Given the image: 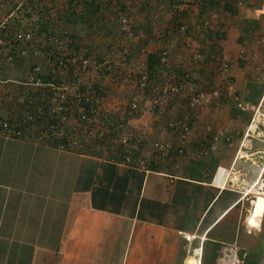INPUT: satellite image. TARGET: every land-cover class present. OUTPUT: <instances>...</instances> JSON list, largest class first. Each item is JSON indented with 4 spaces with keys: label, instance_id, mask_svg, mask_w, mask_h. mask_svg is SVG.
Masks as SVG:
<instances>
[{
    "label": "crops",
    "instance_id": "0c3cea01",
    "mask_svg": "<svg viewBox=\"0 0 264 264\" xmlns=\"http://www.w3.org/2000/svg\"><path fill=\"white\" fill-rule=\"evenodd\" d=\"M12 15L0 16L1 23L12 20ZM81 15L94 16L87 11ZM11 33L0 28V43ZM9 52V45L0 44V54ZM15 98L12 102L1 98V117L15 113L22 102ZM154 112H123L118 125L140 143L148 171L125 164L109 151L61 149L49 145L45 137L18 138L0 130V264H190L195 260L199 245L189 255L188 236L204 234L205 241L244 201L224 214L240 192L232 183L221 190L212 185L214 171L224 168L229 179L233 169L241 179L245 173L238 171V152H260L263 147H255L254 141L264 144V139H256L248 128L238 147L224 156L223 132L193 125L182 155L170 153L154 160L153 142H175L165 127L175 115L159 120L161 113ZM225 193L237 197L225 201ZM235 232L230 235L233 239ZM214 239L220 242L218 236ZM200 248L202 258L203 244Z\"/></svg>",
    "mask_w": 264,
    "mask_h": 264
},
{
    "label": "rangeland",
    "instance_id": "374dc122",
    "mask_svg": "<svg viewBox=\"0 0 264 264\" xmlns=\"http://www.w3.org/2000/svg\"><path fill=\"white\" fill-rule=\"evenodd\" d=\"M87 1L74 0L70 5V0H34L31 3L0 0L3 4L0 16L5 18L13 13L12 20L5 23L7 32L14 34L20 27L29 30L36 21L41 22L50 30L48 34L65 35L71 39L69 52L75 54L76 60H89L88 71L80 77V84L88 88L97 84L103 94L100 109L92 122L80 124L70 119L64 127L66 135L75 143L72 145L74 149L116 154L118 145L112 143V133L119 131L133 136L130 130L118 128L120 114L139 110L155 113L157 108L146 99L153 90L168 80H176L186 70L192 75L196 89L207 94L216 91L217 97L211 98L207 105L197 107L189 105L186 95L167 98L158 109L161 113L159 120L172 114L190 126L221 130L220 152L224 156L238 147L252 124L263 132L256 139H264V119L258 117L264 114V0H99L100 5L93 17L81 15ZM245 20L252 21L253 32L250 34L245 33ZM140 24L143 29H150L155 38L143 47L137 42L140 34L129 36L132 28ZM180 27H184L185 32L181 33ZM34 38L39 44L37 50H41L42 38L36 35ZM163 51L168 52V63L153 74L151 91L143 99L136 90L135 78L146 70L148 53L161 54ZM193 52L200 53L198 61L192 60ZM3 58L4 55L0 54V102L1 98L12 102L14 96L22 100L18 87L26 75L12 64H6ZM222 60L229 63L234 93L227 90L224 76L216 71L217 63ZM233 94L238 101L233 100ZM133 98L137 99L136 110L130 107ZM238 103L245 111L237 107ZM254 146L263 147L259 153L264 152L261 142L254 141ZM251 152L253 155L258 153L254 149ZM240 162L238 171L243 169L245 173L241 179L252 183L261 167L249 161ZM236 197L224 194L225 201ZM253 201V195H248L242 205H238L219 227L209 233L204 241L203 264L261 262L264 257V215L259 219L252 218ZM234 230L237 235L233 239L230 235L234 237ZM217 236L221 244L218 250L208 243L216 241ZM191 240L189 255L199 245V236Z\"/></svg>",
    "mask_w": 264,
    "mask_h": 264
},
{
    "label": "built area",
    "instance_id": "2783aa9c",
    "mask_svg": "<svg viewBox=\"0 0 264 264\" xmlns=\"http://www.w3.org/2000/svg\"><path fill=\"white\" fill-rule=\"evenodd\" d=\"M25 2L27 0H24ZM7 22V20H6ZM207 25V22H206ZM0 28H5V21L0 23ZM36 28V27H35ZM180 32H185L184 27H180ZM35 33L30 28L26 30L22 27L17 29L13 35L11 41H1V45L4 43L9 45V48L13 49V53H16L18 57H24L27 52H31L33 56H41L44 61L37 63L32 69L30 74L27 75L28 85L34 88L48 89L49 93H45V103H47V112L49 115L57 116V122L52 126L54 133L61 136L64 131V127L70 119L75 120L80 124H89L97 116L100 109V98L96 97V93L92 88L82 86L80 84V77L84 76L89 68V60L81 58L76 60L75 54H71L67 49V45L71 44V39L65 35L50 34L43 39V45L41 50H37L34 38ZM44 46V47H43ZM14 47V48H13ZM54 57V61H52ZM192 60L198 61L201 58L199 52L192 53ZM13 55L10 52L4 56L3 61L6 64H12ZM169 55L167 51H163L160 55V61L162 65H167ZM42 65L49 68L51 73L56 77L54 82L43 84L38 74L42 70ZM230 66L226 60H222L217 63L216 71L224 76L225 85L228 91L234 93L233 82L229 75ZM151 81L146 73L141 72L135 78V87L139 93V96L145 98V94L151 91ZM101 89V88H100ZM48 95V96H47ZM186 95L187 101L191 107H197L200 105H207L210 99L217 97V92L212 91L209 94L198 90L193 84L192 75L189 71H184L183 74L176 80H168L164 85L153 90V93L146 99L153 108L159 109L167 98ZM233 100L238 101V98L233 94ZM27 107V106H26ZM132 110H136L138 107L137 99L133 98L130 105ZM237 107L242 111L245 108L241 103L237 104ZM28 108V107H27ZM37 111H41L38 109ZM166 129L175 136V142L167 141H155L151 145V151L153 159L156 160L159 157H167L170 153L176 155H182L187 147L188 139L191 133V126L184 120L175 118L169 120L166 125ZM2 129L9 130V125L6 121L2 123ZM12 136L21 137V132H13ZM112 143H117L118 147L123 151V162L127 165H133L141 170L148 171V160L140 155L139 142L132 140L125 134L115 132L112 133ZM70 137L66 138V145L58 146L61 149H73ZM96 146V148H98ZM228 175L224 168H216L212 177L211 184L218 189H223L229 182Z\"/></svg>",
    "mask_w": 264,
    "mask_h": 264
},
{
    "label": "trees",
    "instance_id": "16d2710c",
    "mask_svg": "<svg viewBox=\"0 0 264 264\" xmlns=\"http://www.w3.org/2000/svg\"><path fill=\"white\" fill-rule=\"evenodd\" d=\"M28 3L33 2L34 0H27ZM74 0H70V5ZM159 2L166 1V0H157ZM100 5L99 0H90V3L85 2L84 4V11H89L90 13L94 14L95 11L98 9V6ZM228 9L227 11L232 12L231 9L226 7ZM139 15H141L139 13ZM141 22V20H139ZM138 21V22H139ZM252 21L245 20L243 27L246 34H250L252 31L251 28ZM36 26V28H35ZM32 30L34 31L37 38H42V41L45 36H48L50 34L48 30V27L46 24L35 22L32 26ZM141 35L140 38H137V42L140 46H145L147 42L155 40V38L151 35L150 29H143L141 24L137 27L132 28L131 32L129 33L130 37H137L138 35ZM10 36H13V34L7 35L5 38V41H11L12 39ZM131 39V38H130ZM72 43V41H71ZM36 46L37 42H35ZM43 44V42H42ZM72 45H67V49L70 51L72 49ZM14 48V47H13ZM13 49L10 48V54L13 55V62L12 67L18 68L19 70H22V74L26 75L23 81L19 82V89L18 93L21 94V97L23 96L22 102L17 104V108L15 113L10 112L7 117H1L0 116V124L3 123V121H6L9 125L10 133L20 131L21 137H24L25 135H37L46 140V142L51 146H62L66 145V138L68 135H66V132H62L63 134L61 136H58L54 133L52 126L57 122V116L49 115L47 112V103H45V97L48 92V89H41V88H34L30 85H28L27 82V75L30 74L32 69L37 65V63H42L44 59L41 56H33L32 53L29 51L27 52V55L24 57H18L16 53H13ZM160 55L157 53H148L146 55V70L143 72L146 73L149 77V80L152 81L153 74L157 71V69L162 65L160 61ZM34 59H36L35 62ZM52 61H54V57H52ZM183 74V73H182ZM38 77L41 79V82L43 84H48L51 82L56 81L55 76L51 73L50 69L42 65V70L38 74ZM93 91L96 93L97 98H101L102 96V90L99 88V86L94 85L92 86ZM46 93V94H45ZM48 96V95H47ZM19 97L15 98V101L17 102V99ZM28 108H27V107ZM38 109H41V111H37ZM180 119V118H179ZM0 130H2V125H0ZM116 155H120V159H123V151L121 147H117L116 149ZM208 243H211L214 248L217 250L221 247V244L217 241H208ZM205 257V242L203 243V252H202V260L201 263H205V260L203 259Z\"/></svg>",
    "mask_w": 264,
    "mask_h": 264
},
{
    "label": "bare ground",
    "instance_id": "6f19581e",
    "mask_svg": "<svg viewBox=\"0 0 264 264\" xmlns=\"http://www.w3.org/2000/svg\"><path fill=\"white\" fill-rule=\"evenodd\" d=\"M258 117L264 119V114H262V115L260 114V115H258ZM249 131L256 134V136H258V137L261 136L260 133H257L256 126L254 124H252L250 126ZM237 159L238 160L240 159L241 161H249V163L251 162L254 166H260L261 168H260V171H259L257 177L255 178V180L250 184H247L246 182H244V180L240 179L238 172H236L235 170L232 169L230 171V173H229V180L230 181L229 182L232 183L233 188L235 190H237V192H240L239 193L240 196H239L238 200H236L235 203H233L228 208V210H226V212L224 214H227L237 204H239L240 202L245 200L246 197L251 194V195H253V199H254V201H253L254 209H253L251 216L254 219H259L264 215V179H263V175H264V152L263 153H256L254 155H250V154H246L245 152L240 150L237 154ZM204 236L205 235L203 234L199 238V248L194 250L197 257L194 260V263H191V264H200V262H201L200 261V259H201V248L200 247L204 242V239H205ZM192 238L193 237L188 236V240H191Z\"/></svg>",
    "mask_w": 264,
    "mask_h": 264
},
{
    "label": "water",
    "instance_id": "95a60500",
    "mask_svg": "<svg viewBox=\"0 0 264 264\" xmlns=\"http://www.w3.org/2000/svg\"><path fill=\"white\" fill-rule=\"evenodd\" d=\"M259 264H264V257H263V259L261 260V262Z\"/></svg>",
    "mask_w": 264,
    "mask_h": 264
}]
</instances>
